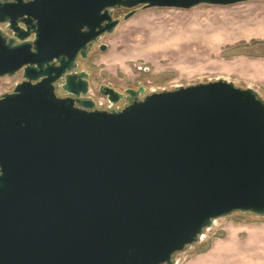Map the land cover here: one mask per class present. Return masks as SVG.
Returning <instances> with one entry per match:
<instances>
[{"label":"water","instance_id":"obj_1","mask_svg":"<svg viewBox=\"0 0 264 264\" xmlns=\"http://www.w3.org/2000/svg\"><path fill=\"white\" fill-rule=\"evenodd\" d=\"M0 1V264H174L217 219L264 217V101L231 82L89 96L108 9L252 0ZM133 12L124 16L128 19ZM106 46L101 45L100 51ZM66 96L60 97L56 89ZM133 97V98H132Z\"/></svg>","mask_w":264,"mask_h":264},{"label":"rangeland","instance_id":"obj_2","mask_svg":"<svg viewBox=\"0 0 264 264\" xmlns=\"http://www.w3.org/2000/svg\"><path fill=\"white\" fill-rule=\"evenodd\" d=\"M259 31H264V0L187 10L139 7L101 37L98 44L105 51L95 45L78 69L89 74L90 96L100 84L120 91L142 86L150 94L221 78L254 90L264 101V35H252ZM20 81V73L0 77V96ZM259 234H264V217L234 213L217 219L198 242L175 254L173 262L264 264Z\"/></svg>","mask_w":264,"mask_h":264},{"label":"flooded vegetation","instance_id":"obj_3","mask_svg":"<svg viewBox=\"0 0 264 264\" xmlns=\"http://www.w3.org/2000/svg\"><path fill=\"white\" fill-rule=\"evenodd\" d=\"M0 1H2L3 2V0H0ZM13 0H7V2H12ZM29 1V0H28ZM24 2H26L25 0H24ZM139 9V7H137V8H135V9H125V8H122V7H116V8H113V9H108V14H109V16L111 17V19L112 20H116V21H120V18L122 17L123 19H124V16L125 15H127L128 13H130V12H133V14L137 11ZM132 14V15H133ZM131 15V16H132ZM130 16V17H131ZM129 17V18H130ZM5 31V34L6 35H8V37L11 35V33L9 32V31H7V30H4ZM103 35H105V34H103ZM103 35H101L100 36V39H101V37L103 36ZM99 41L100 40H98V41H95V42H93L90 46H88V48H87V56H88V54H89V52L91 51V49L95 46V45H97L98 43H99ZM97 46H101L100 44H98ZM87 58V57H86ZM85 58V59H86ZM85 59H82L81 57H80V55H77V57H76V60H75V62H76V70H75V72L77 73V72H80L81 70L80 69H78V64H79V61L80 60H85ZM20 75H21V73H20ZM89 79H90V77H89ZM89 79H88V82H89ZM89 90H90V83H89ZM140 88V86L139 87H137V88H130L131 90H133V91H136V90H138ZM108 89H114L116 92H118L119 93V96H117V98H119V101H118V103H116L115 104V106H116V109H120V108H122L125 104H126V99L128 98V95L127 94H125L124 93V91L125 90H128V89H124L123 91H120V90H118V89H116L115 87H112V85L111 84H100L97 88H96V95H93V96H97L98 98H102V99H104V101H105V103H100V102H97L94 98H93V96H90V98L92 99V101L95 103V105H96V108H98V109H100V110H105V109H107V107H108V100H107V96L104 94L105 92H108ZM56 91V94L58 95V96H60V97H65L66 96V94L63 92V91H61L59 88L58 89H56L55 90ZM133 98V97H132Z\"/></svg>","mask_w":264,"mask_h":264},{"label":"bare ground","instance_id":"obj_4","mask_svg":"<svg viewBox=\"0 0 264 264\" xmlns=\"http://www.w3.org/2000/svg\"><path fill=\"white\" fill-rule=\"evenodd\" d=\"M252 35H255V36H257V35H264V31H259V32H254V33H252ZM264 68V67H263ZM261 72V71H260ZM259 237H260V239L262 238H264V234H259ZM248 249V248H247Z\"/></svg>","mask_w":264,"mask_h":264}]
</instances>
